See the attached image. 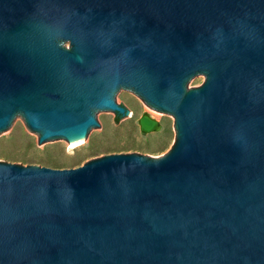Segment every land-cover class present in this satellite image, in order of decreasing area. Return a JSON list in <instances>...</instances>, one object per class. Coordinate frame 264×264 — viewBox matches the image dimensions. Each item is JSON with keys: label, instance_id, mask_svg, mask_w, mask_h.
Returning a JSON list of instances; mask_svg holds the SVG:
<instances>
[{"label": "water", "instance_id": "95a60500", "mask_svg": "<svg viewBox=\"0 0 264 264\" xmlns=\"http://www.w3.org/2000/svg\"><path fill=\"white\" fill-rule=\"evenodd\" d=\"M125 91L175 150L0 164V264H264V0H0V137L92 140Z\"/></svg>", "mask_w": 264, "mask_h": 264}, {"label": "rangeland", "instance_id": "374dc122", "mask_svg": "<svg viewBox=\"0 0 264 264\" xmlns=\"http://www.w3.org/2000/svg\"><path fill=\"white\" fill-rule=\"evenodd\" d=\"M118 104L125 106L133 119L117 120L116 113H101L99 120L106 130L76 148H71L70 140L46 148L42 133L25 117L11 135L0 137V164L74 169L117 154L141 156L154 162L175 150L181 135L177 116H163L141 94L130 91L124 92ZM143 113L160 121L163 129L143 136L138 125Z\"/></svg>", "mask_w": 264, "mask_h": 264}, {"label": "bare ground", "instance_id": "6f19581e", "mask_svg": "<svg viewBox=\"0 0 264 264\" xmlns=\"http://www.w3.org/2000/svg\"><path fill=\"white\" fill-rule=\"evenodd\" d=\"M84 140H70L71 148H76L77 146L81 145Z\"/></svg>", "mask_w": 264, "mask_h": 264}, {"label": "flooded vegetation", "instance_id": "af4514ba", "mask_svg": "<svg viewBox=\"0 0 264 264\" xmlns=\"http://www.w3.org/2000/svg\"><path fill=\"white\" fill-rule=\"evenodd\" d=\"M116 102V101H115ZM116 104L117 105H119V106H122V107H124L127 111H128V109L125 107V106H123V105H120V104H118L117 102H116ZM114 113H116V116H117V119H118V117H122L123 115H121V114H119L118 112H114ZM129 114H130V112L128 111V114L127 115H124L125 117H131V116H129Z\"/></svg>", "mask_w": 264, "mask_h": 264}, {"label": "trees", "instance_id": "16d2710c", "mask_svg": "<svg viewBox=\"0 0 264 264\" xmlns=\"http://www.w3.org/2000/svg\"><path fill=\"white\" fill-rule=\"evenodd\" d=\"M120 119V117H118V119L117 120H119ZM56 166V165H55Z\"/></svg>", "mask_w": 264, "mask_h": 264}]
</instances>
